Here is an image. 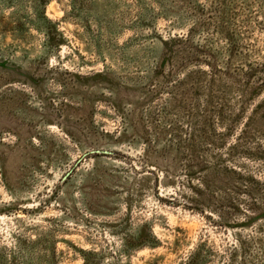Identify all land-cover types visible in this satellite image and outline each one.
I'll list each match as a JSON object with an SVG mask.
<instances>
[{"label": "rangeland", "instance_id": "rangeland-1", "mask_svg": "<svg viewBox=\"0 0 264 264\" xmlns=\"http://www.w3.org/2000/svg\"><path fill=\"white\" fill-rule=\"evenodd\" d=\"M0 264H264V0H0Z\"/></svg>", "mask_w": 264, "mask_h": 264}]
</instances>
